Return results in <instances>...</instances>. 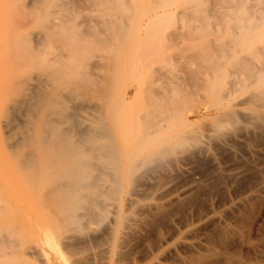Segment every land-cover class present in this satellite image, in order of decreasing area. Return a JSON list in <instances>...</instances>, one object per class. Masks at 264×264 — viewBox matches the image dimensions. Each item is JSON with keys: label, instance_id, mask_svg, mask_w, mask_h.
Returning a JSON list of instances; mask_svg holds the SVG:
<instances>
[{"label": "rangeland", "instance_id": "374dc122", "mask_svg": "<svg viewBox=\"0 0 264 264\" xmlns=\"http://www.w3.org/2000/svg\"><path fill=\"white\" fill-rule=\"evenodd\" d=\"M255 3L258 5L259 1L33 0L30 2V0H0V175L7 177V173L10 174V168L13 166L12 162H14L7 148V134H4L6 129H2L5 118L3 115H10L11 112V109L8 108L7 111L5 108L6 104L10 103L13 98L12 93L16 90L15 84L12 82L20 81L16 77L20 78L23 74L24 80L21 83L28 81L37 85L38 79H31L32 76H36L40 72L36 68L40 69L42 63H46L45 67H51L53 62L49 63L48 58L52 57L54 46L61 45L65 55H75L79 64L74 71L78 72L81 68L80 74H83L86 73L90 65L93 66L92 71L91 68L87 70L91 73L89 76L91 83L89 84L85 83L83 78L82 80L78 79L76 73L70 76V88L74 93L67 98L68 104L80 109L78 114L80 116L83 114L80 118L86 117L89 112L94 111L106 114L105 120L108 127L112 128H110V132L112 130L114 132V134L111 133L114 138L113 144L119 145L117 149L119 148V159L123 168H127L126 165L129 166L132 157L141 158L143 153L151 147L139 140L140 138L142 140L149 139L144 131L146 112L153 113L160 110L159 112L172 114L176 112V114L179 113L178 115H185L190 122L189 128L201 136V151L198 150L197 143H192V146L186 144L177 149L178 151H173L168 157H171L172 160H169L173 161L171 166L165 167L160 172H148L150 175L147 173L146 178L140 184L139 190L142 192L139 191V194L143 195L139 196V201L146 208L152 207L156 203L183 199L187 196L192 201L193 199L194 201L201 200L205 207L210 208L211 205L209 211H213L201 221L196 219L192 221V210L187 207L183 209L184 211L181 210V213L179 212L180 215H175L170 219L172 225L163 220L162 226L149 230L150 236L158 234L167 237L163 244V251H166L167 254L163 256L161 263L177 264L178 259L184 256L187 251V248L181 249L180 247L179 249L174 248L171 253L168 252V249L174 247L176 234L187 233L186 241L195 250H199L209 245L210 240L216 239L218 226V230L226 224L234 226L233 223L238 224V221L253 214L252 218L255 224L250 231L253 243L252 246H248L250 247L248 249L251 257L261 260V264H263L264 138L254 133L251 130L252 127L247 129L242 127L243 129L238 133L235 132L238 130H231L230 126L218 128L214 124L220 108L226 104H231L237 113H240V119L243 114L246 119L250 106L248 104L238 105V101L252 94L256 96L257 102H255L258 103L260 90L264 88L263 80L247 87V83H250L253 78L249 77L250 75L247 76L243 71L240 72L238 64H236L239 57L244 60L247 58L250 63L253 62L252 64L259 61H257V55L255 57L250 53V50H246V45L253 49L257 42L250 38L244 39L242 26H236L237 19L243 10ZM257 5L255 4L253 7L254 11H256ZM258 9V12H262L259 5ZM256 13L254 12L251 17L249 16L250 18L245 20L252 22L256 18L255 16H258ZM259 16L263 15L260 13ZM60 18L64 19L63 22ZM49 19L57 22L54 30L49 29L48 25L52 22ZM64 25L67 27L68 34L76 35L77 33L79 37L82 38L84 35L85 37L80 41L77 40L78 43L77 41L71 43L63 38L66 28ZM232 31L236 32L232 33ZM258 32H262L259 33V37L264 40V24L258 28ZM40 33L47 36L42 52L35 53L33 57L30 56L35 63L29 60L25 64L26 60H21L22 66L21 64L17 66L15 62L18 60L20 63V60L17 59L18 54L13 53L15 51L13 50V40L24 34L23 39H26L27 44L25 47L27 51L31 52L34 38H30ZM81 33L84 35L82 36ZM25 34L32 36L25 38ZM100 37H103L105 41ZM96 38L101 39L98 42L99 45L89 42ZM62 42L68 47H63ZM68 42L70 43L68 44ZM9 53L16 56L12 58L14 55ZM68 63L74 62L68 61ZM86 64H89L87 69ZM33 67H36L35 71H33ZM36 77L39 78V74ZM241 79L243 82H240ZM79 85L84 88H79ZM8 97L11 98L9 103H7ZM74 100L76 101L74 102ZM21 112L20 110L17 112L18 116ZM27 113L24 111V115L21 114L20 118L16 117V119H25ZM240 119L239 123L243 124ZM172 120H174L173 117ZM172 120L167 123L168 126L164 130L155 133L153 140L161 139L164 132L171 133ZM179 129L183 130L184 128L181 126ZM214 130L220 132L224 130L225 136L223 132L221 140L217 139L212 134ZM162 131L164 132L160 134ZM180 132L174 133L179 134ZM149 141L150 139L148 143ZM136 151H139L140 155L133 153ZM131 154L135 155L131 156ZM143 168L145 169L144 166ZM143 168L140 166L138 173ZM14 189V186H10L7 190ZM204 192H209L210 195L207 193L209 197ZM198 195L199 197H197ZM252 203L263 206V208L259 206V210L257 208V210L250 211ZM164 226L166 229L162 230ZM169 227L172 228H170V233ZM188 230L192 232H187ZM207 241L209 242L207 243ZM240 244L243 243L235 242V247L238 246V249L243 247L245 249H242L243 252L248 250L245 244V246ZM168 254L172 258L167 256Z\"/></svg>", "mask_w": 264, "mask_h": 264}, {"label": "bare ground", "instance_id": "6f19581e", "mask_svg": "<svg viewBox=\"0 0 264 264\" xmlns=\"http://www.w3.org/2000/svg\"><path fill=\"white\" fill-rule=\"evenodd\" d=\"M258 1L262 12H258L257 3H255L257 5L256 11L253 10L255 4H250L252 6L245 8L243 13L239 15L238 22H236V26H242L244 30V39L248 40L250 38L255 40L257 45L260 44V46L257 47L256 45L253 49L246 45L247 51L250 50V53L255 57L257 55V61H259L256 64H252V61L250 63L245 58L247 62L241 57L237 59V63L235 62L238 64L237 67H239L240 72L243 71L247 76L250 75L249 77L253 78L250 83H247V87L260 80L264 82V40L259 37V33L262 32H258V28L264 24V0ZM239 3L240 1L238 5ZM254 12H257L258 16L256 15L252 22H247L245 19L250 18ZM260 13L263 16H259ZM60 19L63 22L64 19ZM49 21H52L50 23V25L52 24L51 28L48 25L49 29L54 30L57 22L51 19ZM233 24L235 25L234 22ZM66 29L67 27L63 38L71 43H75L77 40L80 41L85 37L83 33H81L82 36L84 35L82 38L77 33L76 35L68 34ZM69 30L71 31L70 27ZM235 32L232 31V33ZM23 35L13 40L15 48L13 50L16 52H13V50L12 52L17 53V59L20 60V63L18 60V62H15L17 66L21 64V60H26L24 61L25 64L29 60L35 63L30 56L33 57L35 53L42 50L47 36L42 33L37 36L33 34L35 37L30 34L32 36L30 39L34 38V45L30 52L25 47L27 44L26 39H23ZM30 35L28 34V36ZM100 38L103 39V37ZM100 38L89 40V42L98 44ZM64 39L62 41L65 42ZM65 43H63V47L66 48L68 46ZM56 46L58 45L54 46L52 57L48 58L49 63L53 62L51 67H45L46 63H42L40 69L33 67V71H35V68L40 71L38 72L39 78L36 77L38 74L31 78L38 79L37 85L28 81L21 83L24 80L23 74L20 78L16 77L20 81L12 82L15 84L16 90L12 93V99L8 97L7 103L10 99L11 101L6 104L8 107H5L7 111L8 108L11 109L12 115L11 112V116L3 115L5 118L2 119V129H6L4 134H7V148L14 162H12L13 166L10 168V174L7 173V177L0 175V264H162L161 260L167 254L166 251H163V244L167 237L158 234L150 236L148 234L149 230L162 226L163 220H166L167 223L170 222L173 216L180 215V211L187 207L192 210V221L194 219L201 221L213 211H209L211 205L210 208L205 207L204 202L202 203L201 200V202L199 200L194 201L192 198V201L187 196L183 199L166 201L167 203H156L152 207L146 208L139 201V196L143 195L139 194V191H141L139 190L140 184L146 178L148 172H160L165 167L171 166L173 161H171V157H168L173 151L184 147L186 144L192 146V143H197L199 145V147L197 145V148L201 151V136L189 128L190 122L185 115H178L179 113L176 114V112L173 114L159 112L160 110L153 113L146 112L144 131L149 136L147 138L150 141L148 143L149 139H145V142V140L139 139L140 136L137 138L151 147L143 153L141 158L134 156L136 158L134 159L132 157L129 166L126 165L127 168H123L119 159V148L117 149L119 145L113 144L114 138L111 135L113 130L110 132L111 127H108L105 120L106 114L94 111L89 112L88 116L80 118L83 115L78 114L80 109L78 110L75 106L68 104L69 100L67 98L74 93L70 88V76L76 73L78 79L82 80L83 78L84 82L89 84L91 83L89 78L91 73L87 70L91 68L92 71L93 66L86 64V69L88 66L89 68L86 73H81L82 76L80 74L81 68L78 72L77 70L74 71L79 64L75 55L67 56L60 47L61 45H59L60 48ZM68 61L74 63L69 64ZM242 80L240 82H243ZM80 84L83 85V83ZM80 87L84 88L79 85ZM255 98L256 96L251 94L238 101V105L248 104L250 106L246 119L244 114L241 115L240 119V113H237L231 104L223 105L214 120L215 126L218 128L230 126L231 130H238L235 131L238 133L239 130L245 127L246 129L252 127L251 130L254 133L264 138V88L260 90L258 103H256ZM19 110L22 111L20 115H24V111L28 112L25 119H16V117L20 118V115L17 114ZM37 110L38 112H36ZM15 111L17 112L15 113ZM7 113L9 114V112ZM172 117L174 120H172ZM239 119L243 124L239 123ZM171 120L173 122L171 133L167 132L166 134L162 131L160 134L164 132L163 137L153 140L155 133L164 130ZM181 126L184 128L183 130L179 129ZM177 131L181 132L179 134L174 133ZM223 132L214 130L212 134L221 140ZM133 153L140 155L139 151ZM128 158L131 159L129 156ZM140 166L142 168L144 166L145 169L143 168L144 170L142 169L138 173ZM149 173L148 175H150ZM10 186H14L15 189L7 190ZM207 193L209 194V192ZM144 196H147V194H144ZM252 204L254 205V203ZM253 205H251L250 211L257 210V208L259 210L260 205ZM261 207L263 208V206ZM250 215H247L248 218L238 221V224L233 223L234 226L226 224L220 227L219 230L218 226L216 239L212 238L211 242L207 241L209 245H204L205 247L201 245L203 248H198L199 250H195L186 241L187 233L184 235L176 234L174 247L168 249V252L171 253L174 248H187L185 254L183 253L184 256L178 259L177 264H256L257 262L261 264V260L252 258L249 252L250 247L248 246H252L253 243L250 231L255 224L252 218L253 214ZM165 226L164 228L161 227L162 230L166 229ZM187 232L192 231L188 230ZM207 238L206 240H208ZM235 242H242L243 244L240 245L245 244L249 249L245 253L242 250L243 247L242 249H238V246L235 247ZM195 248H197L196 245Z\"/></svg>", "mask_w": 264, "mask_h": 264}]
</instances>
